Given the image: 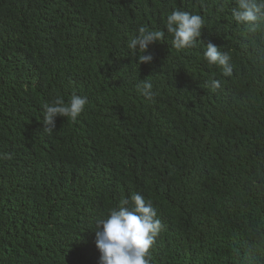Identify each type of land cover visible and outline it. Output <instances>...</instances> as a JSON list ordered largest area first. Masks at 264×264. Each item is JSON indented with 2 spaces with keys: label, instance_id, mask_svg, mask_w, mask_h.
I'll list each match as a JSON object with an SVG mask.
<instances>
[{
  "label": "trees",
  "instance_id": "obj_1",
  "mask_svg": "<svg viewBox=\"0 0 264 264\" xmlns=\"http://www.w3.org/2000/svg\"><path fill=\"white\" fill-rule=\"evenodd\" d=\"M203 2L0 0V264H99L95 220L135 193L163 224L150 264H264V23ZM174 8L204 18L195 48L172 46ZM140 26L165 32L151 63L127 48ZM72 94L85 110L45 133Z\"/></svg>",
  "mask_w": 264,
  "mask_h": 264
},
{
  "label": "clouds",
  "instance_id": "obj_2",
  "mask_svg": "<svg viewBox=\"0 0 264 264\" xmlns=\"http://www.w3.org/2000/svg\"><path fill=\"white\" fill-rule=\"evenodd\" d=\"M236 7L232 8V19L240 25H248L254 31L264 23V0H235ZM201 7L204 2L201 0ZM205 21L202 15L180 8H174L166 17L165 27L172 37V46L177 50L195 48L198 44ZM163 30H149L140 26L137 34L128 42L127 48L138 56V63H151L152 54H145L148 46L164 40ZM208 65L220 67L223 74L230 76L233 72L231 56L228 52L220 51L212 42L206 44L203 53ZM147 100L154 98L153 84L148 80H141L136 85ZM210 87H220V81L212 80ZM88 97L72 94L65 102L61 97L53 103L43 106V131L51 134L56 130L58 116L75 121L85 110ZM8 158H11L10 156ZM163 228L157 217L156 208L151 200L135 193L130 198H122L119 205L109 209L105 217L95 220V244L100 253L99 264H150V248Z\"/></svg>",
  "mask_w": 264,
  "mask_h": 264
},
{
  "label": "bare ground",
  "instance_id": "obj_3",
  "mask_svg": "<svg viewBox=\"0 0 264 264\" xmlns=\"http://www.w3.org/2000/svg\"><path fill=\"white\" fill-rule=\"evenodd\" d=\"M69 209V208H68Z\"/></svg>",
  "mask_w": 264,
  "mask_h": 264
}]
</instances>
